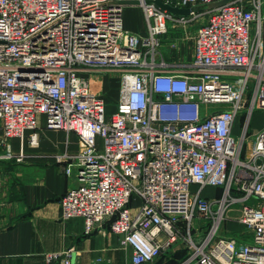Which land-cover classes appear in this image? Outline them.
I'll list each match as a JSON object with an SVG mask.
<instances>
[{"label":"built area","instance_id":"2783aa9c","mask_svg":"<svg viewBox=\"0 0 264 264\" xmlns=\"http://www.w3.org/2000/svg\"><path fill=\"white\" fill-rule=\"evenodd\" d=\"M119 1L0 0V161H23L10 142L36 130L42 116L48 128L78 136V153L56 160L76 180L61 199L62 219L83 218L85 235L107 221L133 264H153L176 243L188 249L183 264H264V126L245 151L244 138L233 136L240 118L245 133L251 113L264 112L263 0L189 17L139 0L146 36L124 28ZM202 15L193 62L167 64L159 47L168 25ZM105 73L118 75L112 110ZM167 106L179 112L166 115ZM2 182L0 171V191ZM207 188L221 194L203 195ZM233 210L244 229L221 237ZM197 219L207 224L192 233ZM71 257L47 260L72 264Z\"/></svg>","mask_w":264,"mask_h":264},{"label":"crops","instance_id":"0c3cea01","mask_svg":"<svg viewBox=\"0 0 264 264\" xmlns=\"http://www.w3.org/2000/svg\"><path fill=\"white\" fill-rule=\"evenodd\" d=\"M123 18L127 31L147 35L140 6H125ZM196 32L190 24L168 25L159 47L167 64L186 66L193 62ZM38 120L36 130L10 142V151L23 161H0V264H60L49 263L47 256L67 251L72 252V264H96L99 259L104 260L102 264H133L132 249L122 246V236L112 233L107 221L97 223L94 233L87 236L83 218L62 219L61 199L76 180L64 174L65 164L56 158L77 154L78 136L48 128L42 116ZM33 135L35 143H31ZM140 204L132 201V207Z\"/></svg>","mask_w":264,"mask_h":264},{"label":"rangeland","instance_id":"374dc122","mask_svg":"<svg viewBox=\"0 0 264 264\" xmlns=\"http://www.w3.org/2000/svg\"><path fill=\"white\" fill-rule=\"evenodd\" d=\"M252 1V0H251ZM264 2V0H263ZM262 12L264 14V4L262 7ZM203 17H200L196 22L191 23L190 25L193 26V28L195 30H197L201 25H203L204 23H206L207 19H208V15H202ZM99 77H101L104 80V86L103 89L106 92V102L108 103L107 107L109 110L114 109V106L116 105V102L118 100V91H119V81H118V75L117 74H113V73H105V74H99ZM111 77V78H110ZM109 78V79H108ZM108 79V80H107ZM107 80V82H106ZM109 81V82H108ZM251 91V85L250 88L247 92V96L250 94ZM209 107H213V106H209ZM204 109V107L202 108ZM249 129H247L244 132L243 131V125L245 123V119L244 118H240L235 126V130L233 133V136L235 137V139H240V138H244V142H243V151L246 150V148H248V142L251 140V137L254 136V134L256 132H258L263 126H264V112L261 110H255L254 112L251 113V116L249 118ZM249 137V139H248ZM244 153L242 155V158H244ZM198 187L197 186H193L192 187V193H195L197 191ZM217 194V196H219L221 194V192H218L216 189L214 188H207L205 189V191L203 192V195H211V196H215ZM250 205V203H248ZM237 207H234V209H236ZM239 212L238 210H233L232 212H230L229 214V219L226 220L220 230V236L225 237V236H232L235 232H241L243 231L244 227L243 225L240 224V222L238 221V217H239ZM206 222L197 219L194 221L193 224V230L192 233L197 232L198 227L200 226H206ZM183 245L182 243H176L174 245V247L168 251L167 253H165L160 260L156 261L153 264H183L185 262V260L187 259L188 255V249L186 248V246ZM184 247L185 250L182 248ZM180 248V249H179ZM186 253V255H185Z\"/></svg>","mask_w":264,"mask_h":264},{"label":"water","instance_id":"95a60500","mask_svg":"<svg viewBox=\"0 0 264 264\" xmlns=\"http://www.w3.org/2000/svg\"><path fill=\"white\" fill-rule=\"evenodd\" d=\"M233 0H216L213 3L197 6L194 8L181 7L178 5L177 0H146L148 4H155L161 10L166 11L172 15L179 17H189L193 12L194 13H203L215 10L224 6L225 4ZM123 6H140L141 2L139 0H122L118 2Z\"/></svg>","mask_w":264,"mask_h":264},{"label":"trees","instance_id":"16d2710c","mask_svg":"<svg viewBox=\"0 0 264 264\" xmlns=\"http://www.w3.org/2000/svg\"><path fill=\"white\" fill-rule=\"evenodd\" d=\"M186 111H189V108L183 107L180 110L181 113H184ZM164 112H165L166 115H176L179 112V110L176 107H174V106H167V107H165ZM218 192H220V191H218ZM185 255H186V253H185Z\"/></svg>","mask_w":264,"mask_h":264},{"label":"bare ground","instance_id":"6f19581e","mask_svg":"<svg viewBox=\"0 0 264 264\" xmlns=\"http://www.w3.org/2000/svg\"><path fill=\"white\" fill-rule=\"evenodd\" d=\"M238 141V140H237ZM243 141V139L241 140V142ZM239 144H241V143H239Z\"/></svg>","mask_w":264,"mask_h":264}]
</instances>
